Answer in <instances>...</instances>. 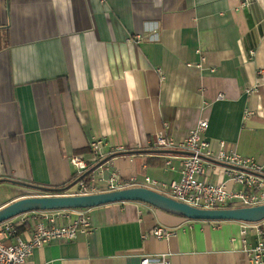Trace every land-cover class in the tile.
I'll return each instance as SVG.
<instances>
[{
	"label": "crops",
	"instance_id": "crops-1",
	"mask_svg": "<svg viewBox=\"0 0 264 264\" xmlns=\"http://www.w3.org/2000/svg\"><path fill=\"white\" fill-rule=\"evenodd\" d=\"M201 117L213 150L224 139L264 165V0H0V180L64 188L80 178L71 157L97 163L93 138L110 155L155 149L162 130L182 150ZM183 155H116L89 182L108 190L117 170L125 187L149 176L164 193ZM228 176L211 160L200 178L237 188ZM75 186L64 194H79ZM50 194L1 183L0 209ZM88 209V233L35 249L23 264H141L164 252L171 264H250L248 250L264 241V221L262 234H242L241 220H192L136 200ZM158 225L172 236L156 238ZM20 229L29 241V224Z\"/></svg>",
	"mask_w": 264,
	"mask_h": 264
},
{
	"label": "built area",
	"instance_id": "built-area-1",
	"mask_svg": "<svg viewBox=\"0 0 264 264\" xmlns=\"http://www.w3.org/2000/svg\"><path fill=\"white\" fill-rule=\"evenodd\" d=\"M205 57H201L198 67L202 68ZM191 66V65H189ZM161 78L163 73L158 71ZM223 95L220 93L219 97ZM251 111L248 110V113ZM207 118H199L189 134L185 137L180 145L181 149L190 151L191 154L183 155V169L180 178L172 179L169 183H162L161 187L164 193L171 195L177 200L188 202L195 207H205L211 209L213 207L224 208L228 204L252 206L254 204H264V165L257 163L253 156L247 157L242 153L231 150L228 142L224 139L220 141V147L217 151L213 150L210 140L205 137L208 129ZM101 139L90 140V147L98 162L106 154L103 151L104 141ZM156 147L165 149L176 148L175 139L166 131H159L156 134ZM119 150H127L120 146ZM218 161L225 163V169L229 174V179L238 184L237 188H231L227 182L218 183L217 181H208L200 178L206 172V165L210 161ZM108 162V161H107ZM70 163L76 169L78 176L88 169L89 163L85 158L73 156ZM104 164V163H103ZM102 167V166H101ZM98 167V168H101ZM82 177L78 181L79 194H88L98 190L96 184H89ZM148 187H156L158 181L146 176L144 178ZM108 182V190H116V188L125 187L118 171L113 170ZM90 209L83 208L69 211H48L33 212L21 215L17 218L5 221L0 224V264H23L25 260L32 255L35 249L42 248L52 242H73L76 241L80 234L88 233L92 223L89 214ZM60 216L66 218V223L57 225L56 219ZM264 221V220H263ZM242 234H246L249 230L263 233L261 221L246 222L241 221ZM29 224L31 231V239L25 241L19 235L18 228ZM174 230L165 228L163 225L154 227L151 234L156 238H170ZM13 240V242H12ZM250 264H264V241L257 242L253 248L248 250ZM141 264H171L167 254L160 253L157 255H146L141 260Z\"/></svg>",
	"mask_w": 264,
	"mask_h": 264
},
{
	"label": "water",
	"instance_id": "water-1",
	"mask_svg": "<svg viewBox=\"0 0 264 264\" xmlns=\"http://www.w3.org/2000/svg\"><path fill=\"white\" fill-rule=\"evenodd\" d=\"M155 153V152H176L191 154L190 151L186 149L175 150L174 148L165 149L162 147H157L155 149L148 150L143 148L142 150H137L134 148L128 150H117L110 155L107 154L102 159H100L96 164L88 167V169L82 174L80 178L71 183L64 188H48L43 186H37L27 182L2 179L1 183H10L17 186H22L28 189L36 190L42 193H51L47 196H37L22 198L17 201L10 203L4 208L0 209V224L9 221L11 219L17 218L21 215L33 213V212H48V211H69L77 210L83 208H90L91 206H100L104 203H115L117 201L127 202L130 200H136L137 202H146L151 206L164 209V211L169 213H176L179 216H186L192 220L205 219L207 221L219 220L225 221L226 219H232L235 221H263L264 220V204H254L252 206L238 205V207L225 206L224 208L213 207L207 209L205 207H195L190 205L188 202H182L177 200L173 196H169L160 192L159 190L151 189L148 186H136L131 185L130 187H120L116 190H105L103 192H89L83 195H65L64 193L72 188L78 183L82 177L89 174L93 170H97L101 167L103 163L111 160L116 155H128L129 153ZM217 164H225L224 162H218L214 160ZM259 176L264 177V174L259 173Z\"/></svg>",
	"mask_w": 264,
	"mask_h": 264
},
{
	"label": "trees",
	"instance_id": "trees-1",
	"mask_svg": "<svg viewBox=\"0 0 264 264\" xmlns=\"http://www.w3.org/2000/svg\"><path fill=\"white\" fill-rule=\"evenodd\" d=\"M147 160H148L149 164H155V163H156V162H155L156 160H159V161H158V164H164V158H163V156H155V157H154V156H149V155H148V159H147ZM91 175H92V173H89V174L86 175L85 178H84V179L86 180L85 182H87L88 184H89V181L91 180ZM77 178H78V177H77ZM77 178H76V179H77ZM70 183H71V182H70ZM70 183H69V184H70ZM65 186H67V185H64V187H65ZM65 194H69V193H65ZM238 205H240V204H238ZM238 205H233V204L230 203V204H228V205H226V206L238 207ZM183 217H184V216H183ZM20 228H21V227L18 228V232L21 231Z\"/></svg>",
	"mask_w": 264,
	"mask_h": 264
},
{
	"label": "rangeland",
	"instance_id": "rangeland-1",
	"mask_svg": "<svg viewBox=\"0 0 264 264\" xmlns=\"http://www.w3.org/2000/svg\"><path fill=\"white\" fill-rule=\"evenodd\" d=\"M76 187H77V186H75V187L71 188V189H70V190H68L67 192H69V193H70V192L74 191V190L76 189ZM152 207H154V206H152Z\"/></svg>",
	"mask_w": 264,
	"mask_h": 264
}]
</instances>
